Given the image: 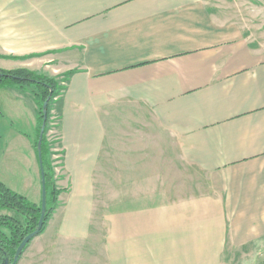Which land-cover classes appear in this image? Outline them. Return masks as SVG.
I'll use <instances>...</instances> for the list:
<instances>
[{
	"label": "crops",
	"instance_id": "1",
	"mask_svg": "<svg viewBox=\"0 0 264 264\" xmlns=\"http://www.w3.org/2000/svg\"><path fill=\"white\" fill-rule=\"evenodd\" d=\"M12 60L0 68L74 71L49 134L63 151L54 241L92 243L102 223L109 264H222L264 240V0H0ZM18 95L4 103L19 118ZM30 109L34 137L13 131L4 157L30 145L40 203Z\"/></svg>",
	"mask_w": 264,
	"mask_h": 264
},
{
	"label": "rangeland",
	"instance_id": "2",
	"mask_svg": "<svg viewBox=\"0 0 264 264\" xmlns=\"http://www.w3.org/2000/svg\"><path fill=\"white\" fill-rule=\"evenodd\" d=\"M242 11L243 10H241V12ZM20 64L22 63L13 60L8 62L0 61V66L6 68H17ZM15 89L0 88V111L2 112L0 132V179L13 190L32 198V192L34 190V181L32 179L34 178V165H32L34 163L33 149L29 148L30 145L26 144V148L20 149V159L13 154L16 162L4 157L6 142L11 137L13 131L21 129L24 133L33 137L35 133L30 130L31 128H28L27 125V123L31 121L30 106L32 99H35L33 94L35 86H25L22 88L23 90H20V88L19 90ZM8 95H22L19 100L23 101V103L17 102L19 106L16 107L17 109L23 110L19 118L16 112L13 114L11 110L9 113L7 112L9 106L5 105L4 99H8L6 103L11 102L9 101ZM23 119L24 122H21ZM52 121L54 122L52 134L55 136V134L57 135L58 133L57 129H55L57 125L55 122H58V118L55 116ZM34 123L36 124V122ZM186 192L187 191H177L175 193H170V195L179 197L186 194ZM148 194L151 193H123V197L129 196V198H131L130 202L138 201L137 204H140L147 200ZM114 195L115 193L113 192L107 193L108 201L114 199ZM4 212L21 218L15 211L8 210ZM48 225L43 233L33 238L21 256L18 264H109L104 245L106 226L102 223L96 224V236L93 239L94 241H92V243L88 242V244H83L80 241L75 242L76 244L70 241H54L51 234H49ZM228 251L229 254L224 257L222 264H264V240Z\"/></svg>",
	"mask_w": 264,
	"mask_h": 264
},
{
	"label": "trees",
	"instance_id": "3",
	"mask_svg": "<svg viewBox=\"0 0 264 264\" xmlns=\"http://www.w3.org/2000/svg\"><path fill=\"white\" fill-rule=\"evenodd\" d=\"M35 56L37 55H11L6 57L13 59H28ZM73 74L74 71H69L59 78L29 68H19L15 70H5L0 68V88H16L18 90L20 88V90H23L22 88L25 86H35L33 94L38 106V127L34 146L37 151L38 159V144L44 123V103L49 99L47 124L41 144L42 162L46 179L47 204L44 226L39 234L45 231L50 218L58 206L59 195L61 193V189L57 185L55 171V162L57 159L54 156L55 154H62L63 151L62 153H56L54 149L60 139H52L49 134L53 127L52 120L54 118L53 110L55 104L60 100L62 94L66 90V84L69 82L70 77ZM57 118L59 121L61 116L58 115ZM42 203V199L40 203H35L25 195L10 188L0 179V264H11L14 261L15 254L23 240L29 234L36 231L41 219ZM8 210L17 212V215H20L21 218L4 212ZM30 242L23 249L21 256L29 246Z\"/></svg>",
	"mask_w": 264,
	"mask_h": 264
},
{
	"label": "water",
	"instance_id": "4",
	"mask_svg": "<svg viewBox=\"0 0 264 264\" xmlns=\"http://www.w3.org/2000/svg\"><path fill=\"white\" fill-rule=\"evenodd\" d=\"M48 105H49V99L45 101L44 103V123L41 129V133H40V139H39V144H38V151H39V164H40V170H41V176H42V214H41V219L39 222V226L36 229L35 232L29 234L21 243V245L19 246L15 257H14V261L11 264H18L20 261V256L21 253L23 251V249L26 247V245L33 239L35 238L37 235H39L41 229L44 226V220H45V214H46V204H47V189H46V179H45V171H44V165L42 162V152H41V144H42V140H43V136H44V132H45V128H46V124H47V117H48ZM0 132H1V111H0Z\"/></svg>",
	"mask_w": 264,
	"mask_h": 264
}]
</instances>
